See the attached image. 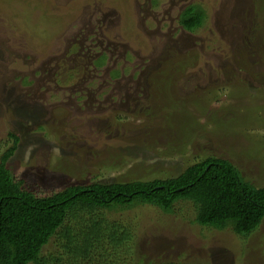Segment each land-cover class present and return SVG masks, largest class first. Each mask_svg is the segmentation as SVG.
Returning <instances> with one entry per match:
<instances>
[{
	"label": "rangeland",
	"instance_id": "1",
	"mask_svg": "<svg viewBox=\"0 0 264 264\" xmlns=\"http://www.w3.org/2000/svg\"><path fill=\"white\" fill-rule=\"evenodd\" d=\"M199 5L188 32L182 13ZM11 134L9 168L40 195L212 155L263 186L264 0H0V156ZM104 214L137 224L149 259L264 264V221L242 237L199 225L190 203Z\"/></svg>",
	"mask_w": 264,
	"mask_h": 264
},
{
	"label": "trees",
	"instance_id": "2",
	"mask_svg": "<svg viewBox=\"0 0 264 264\" xmlns=\"http://www.w3.org/2000/svg\"><path fill=\"white\" fill-rule=\"evenodd\" d=\"M205 15L200 5L187 7L181 23L192 31ZM11 136L13 145L0 156V264H195L149 259L135 247L138 225L111 221L104 210L150 205L172 213L178 203H190L199 225L242 237L264 221V185L246 180L229 159L212 155L176 176L73 184L40 195L9 168L20 140Z\"/></svg>",
	"mask_w": 264,
	"mask_h": 264
},
{
	"label": "flooded vegetation",
	"instance_id": "3",
	"mask_svg": "<svg viewBox=\"0 0 264 264\" xmlns=\"http://www.w3.org/2000/svg\"><path fill=\"white\" fill-rule=\"evenodd\" d=\"M150 0H148L149 2ZM150 9L146 10L148 13H150L151 11L154 12V13H157L155 10H153L151 7H149ZM184 9V8H183ZM185 10V9H184ZM181 27L184 29V30H187L188 32H190L188 29H186L183 24L181 23Z\"/></svg>",
	"mask_w": 264,
	"mask_h": 264
}]
</instances>
